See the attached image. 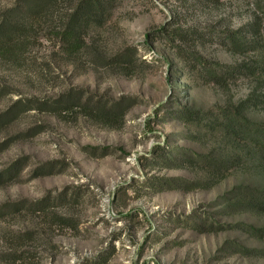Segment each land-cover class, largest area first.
I'll return each instance as SVG.
<instances>
[{
    "label": "rangeland",
    "instance_id": "374dc122",
    "mask_svg": "<svg viewBox=\"0 0 264 264\" xmlns=\"http://www.w3.org/2000/svg\"><path fill=\"white\" fill-rule=\"evenodd\" d=\"M259 1L119 0L74 58L34 22L18 56L0 57V264H264V236L246 229L264 228V211L226 200L236 187L264 190V148L178 116L243 103L264 123ZM15 5L0 0V17ZM254 21L256 51L218 37ZM176 28L202 35L188 54L168 37ZM125 51L128 67L115 59ZM196 57L254 73L210 82ZM181 151L228 164H169Z\"/></svg>",
    "mask_w": 264,
    "mask_h": 264
},
{
    "label": "trees",
    "instance_id": "16d2710c",
    "mask_svg": "<svg viewBox=\"0 0 264 264\" xmlns=\"http://www.w3.org/2000/svg\"><path fill=\"white\" fill-rule=\"evenodd\" d=\"M119 0H16V5L6 10L0 17V57H17L18 53L26 47V40L33 30H37L34 22H38L40 28H49L53 33V39L58 41L59 48L69 57H76L90 45L89 31L93 28H101L110 20L118 6ZM208 3H217L220 0H203ZM258 7L264 14V0L258 2ZM257 20V19H256ZM255 20V21H256ZM255 21L236 32H224L218 36L229 51L250 52L258 49L256 38H248L255 30ZM52 26H50V25ZM36 27V28H35ZM197 38H202L195 30L185 31L182 28L173 29L168 36L170 40L178 42L176 45L179 55L186 53L184 43ZM134 52H122L116 59L120 66H131ZM205 67L210 82L225 84L232 77L239 75L248 76L254 73L251 65L242 63L238 66H226L219 63L208 64L203 58L194 59ZM57 106V104H55ZM67 106V105H66ZM123 106V103H122ZM104 108V107H101ZM121 104H112L106 109L107 116H119ZM179 118L184 122H206L238 140L249 143L256 149L264 148V123L253 122L244 115L243 103L237 107L227 106L212 112L194 110L192 107H183L178 111ZM125 116L123 111L122 118ZM187 152L171 155L168 152L169 164H176L178 160L186 159L199 161L203 159L212 171L226 166L223 163L211 160L209 155L193 153L189 157ZM237 162L236 157L232 159ZM229 206H237L242 211H264V190L252 186L236 187L232 197L226 198ZM248 232L264 236V228L257 229L254 226L246 227ZM244 251L246 249H243Z\"/></svg>",
    "mask_w": 264,
    "mask_h": 264
}]
</instances>
